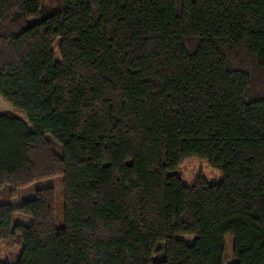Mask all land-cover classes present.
Masks as SVG:
<instances>
[{"label":"trees","instance_id":"16d2710c","mask_svg":"<svg viewBox=\"0 0 264 264\" xmlns=\"http://www.w3.org/2000/svg\"><path fill=\"white\" fill-rule=\"evenodd\" d=\"M44 1L0 0V196L61 176L64 226L0 203V264H264V0Z\"/></svg>","mask_w":264,"mask_h":264},{"label":"rangeland","instance_id":"374dc122","mask_svg":"<svg viewBox=\"0 0 264 264\" xmlns=\"http://www.w3.org/2000/svg\"><path fill=\"white\" fill-rule=\"evenodd\" d=\"M50 0H45L46 4ZM55 57L57 56V45H54ZM256 80L260 83L264 82V74L258 73ZM14 113L17 117L25 119L22 111L13 109L12 106L0 96V113ZM180 176L182 183L187 187L193 185L198 178H203L209 183H218L223 179L222 173L208 165L207 161L202 158L190 157L185 159L180 166L173 171ZM45 187H52L55 196V225L57 227L64 226V213H63V195H62V178L61 176H54L37 180L27 186L17 189L15 195H10V186L5 185L0 196V203H9L13 206H18L21 203L30 200L34 197L36 190ZM31 222V217L16 213L13 218V224L28 225ZM183 240L187 243L193 241L192 236H185ZM21 243L15 242L13 245L7 242L0 241V260L11 261L17 258L21 252ZM224 263L233 261L232 256V237L227 235L224 238Z\"/></svg>","mask_w":264,"mask_h":264}]
</instances>
